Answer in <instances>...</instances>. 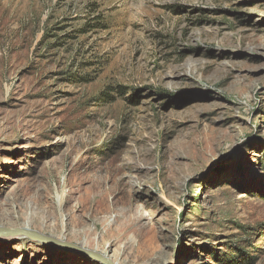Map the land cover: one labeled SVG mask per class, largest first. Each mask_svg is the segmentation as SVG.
<instances>
[{
    "label": "rangeland",
    "instance_id": "obj_1",
    "mask_svg": "<svg viewBox=\"0 0 264 264\" xmlns=\"http://www.w3.org/2000/svg\"><path fill=\"white\" fill-rule=\"evenodd\" d=\"M0 229V264H264V0H0Z\"/></svg>",
    "mask_w": 264,
    "mask_h": 264
},
{
    "label": "water",
    "instance_id": "obj_2",
    "mask_svg": "<svg viewBox=\"0 0 264 264\" xmlns=\"http://www.w3.org/2000/svg\"><path fill=\"white\" fill-rule=\"evenodd\" d=\"M4 232H6L5 229H0V235H2ZM11 232V231H10ZM12 233L14 234H19L20 236H22L23 238H29V239H33L35 241H40V242H51L53 245H57L59 244L57 241L55 240H51L48 236H45L43 234L37 233L35 231H31L30 229L27 228H23V229H14L12 230ZM65 244L70 245L76 252L81 253L87 257H90L92 259L97 260L98 262H100L101 264H113L107 260H103L102 257L95 255L87 250H84L81 247H78L76 245L73 244H69L64 242Z\"/></svg>",
    "mask_w": 264,
    "mask_h": 264
},
{
    "label": "bare ground",
    "instance_id": "obj_3",
    "mask_svg": "<svg viewBox=\"0 0 264 264\" xmlns=\"http://www.w3.org/2000/svg\"><path fill=\"white\" fill-rule=\"evenodd\" d=\"M4 233H5V232H4ZM0 236H1V235H0ZM101 257H102L103 260H107V261L110 260L108 255H101Z\"/></svg>",
    "mask_w": 264,
    "mask_h": 264
}]
</instances>
